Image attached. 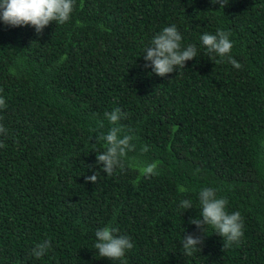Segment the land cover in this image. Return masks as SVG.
Segmentation results:
<instances>
[{"label": "trees", "instance_id": "obj_1", "mask_svg": "<svg viewBox=\"0 0 264 264\" xmlns=\"http://www.w3.org/2000/svg\"><path fill=\"white\" fill-rule=\"evenodd\" d=\"M170 25L197 56L159 77L143 54ZM217 29L231 33L240 69L202 45ZM0 97V264H120L94 248L106 225L130 237L127 264H264V0L223 10L211 0H75L67 22L40 34L0 21ZM116 108L135 150L109 176L96 138ZM142 161L159 175L145 176ZM94 171L99 182L86 183ZM205 187L241 214L243 236L228 248L189 223ZM192 234L204 244L187 256L181 241Z\"/></svg>", "mask_w": 264, "mask_h": 264}, {"label": "clouds", "instance_id": "obj_2", "mask_svg": "<svg viewBox=\"0 0 264 264\" xmlns=\"http://www.w3.org/2000/svg\"><path fill=\"white\" fill-rule=\"evenodd\" d=\"M213 4H219L220 10L229 3V0H211ZM75 0H0V21L11 27L31 26L37 34L50 23L64 24L70 19L73 12ZM230 32L217 29L215 34L205 33L200 37L202 45L209 53H215L219 57H226L227 62L235 69H240L242 65L232 58L229 53L233 48L230 40ZM182 36L175 25L164 27L156 34L151 41V45L145 48L143 59L145 67H151L155 75L165 77L176 69H184L185 62L193 60L197 56V48L194 45L181 47ZM6 107V101L0 97V108ZM105 118L112 125L107 134L101 133L96 139L105 142V150L96 155V164L103 165L100 170L106 175H112L115 170H125V160L129 159V153L135 150L132 142L134 137L123 134V128L119 121L126 117L121 109L116 108L111 112L104 113ZM103 127V124H101ZM0 132L6 129L0 125ZM0 147H4L0 144ZM148 151L147 147L141 149L142 153ZM95 167V166H93ZM140 168L145 176L159 175L155 162H140ZM100 171H94L91 176L85 177V182L97 184L100 179ZM181 193L187 191L186 188L178 189ZM201 210L199 216L190 219L189 223L205 234L207 227H211L214 233L219 235L223 243V248L230 247L233 243L239 242L243 236V220L237 211L229 214L226 211L227 200L218 198L216 190L211 187L202 188L198 193ZM184 209L192 208V203L188 199L180 202ZM96 243L94 248L98 256L109 261H120V264H127L123 259L127 250L133 247L130 237L119 235L118 227L106 225L95 231ZM204 239L199 235L183 236L181 245L185 255L192 256L201 251ZM50 240L44 239L36 244L32 250V255L41 258L50 249Z\"/></svg>", "mask_w": 264, "mask_h": 264}]
</instances>
